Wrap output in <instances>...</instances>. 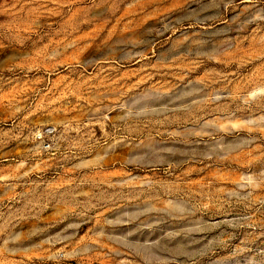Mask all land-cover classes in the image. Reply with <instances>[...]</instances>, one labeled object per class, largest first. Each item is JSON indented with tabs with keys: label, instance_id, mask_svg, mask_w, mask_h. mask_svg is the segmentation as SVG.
I'll use <instances>...</instances> for the list:
<instances>
[{
	"label": "rangeland",
	"instance_id": "obj_1",
	"mask_svg": "<svg viewBox=\"0 0 264 264\" xmlns=\"http://www.w3.org/2000/svg\"><path fill=\"white\" fill-rule=\"evenodd\" d=\"M0 264H264V0H0Z\"/></svg>",
	"mask_w": 264,
	"mask_h": 264
}]
</instances>
